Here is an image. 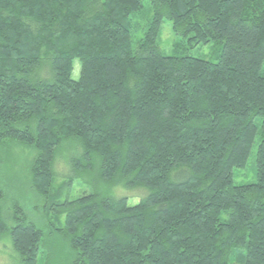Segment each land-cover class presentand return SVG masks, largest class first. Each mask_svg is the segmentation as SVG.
<instances>
[{
  "label": "trees",
  "instance_id": "obj_1",
  "mask_svg": "<svg viewBox=\"0 0 264 264\" xmlns=\"http://www.w3.org/2000/svg\"><path fill=\"white\" fill-rule=\"evenodd\" d=\"M164 20L220 44L216 61L165 55ZM256 141L255 181L234 184ZM13 147L32 152L27 185L55 218L35 224L17 197L5 217L0 185L16 264H56L58 244L61 264H264V0H0V148ZM95 163L116 196L69 198Z\"/></svg>",
  "mask_w": 264,
  "mask_h": 264
},
{
  "label": "rangeland",
  "instance_id": "obj_2",
  "mask_svg": "<svg viewBox=\"0 0 264 264\" xmlns=\"http://www.w3.org/2000/svg\"><path fill=\"white\" fill-rule=\"evenodd\" d=\"M149 13L147 7L144 8L142 13V18H136L135 23L138 26V30L133 33V41L141 36L142 27L145 24L146 18L145 15ZM149 16V15H148ZM140 27V29H139ZM157 44L165 55L169 56H181L189 55L193 57H200L205 60L212 62L216 61V57L219 53L221 47L220 44H216L213 41H208L206 43H198L190 45L187 42L186 38L177 36L174 34L171 28V21L164 20L162 22ZM71 76L73 79H77L79 76V63L77 60L73 63V69ZM257 148V141L251 148V152L247 161L242 168L233 169V182L234 184H249L255 181V152ZM62 153H68V146L65 144L62 148ZM32 152L29 150H21L20 148L13 147L11 149L0 148V185H6L7 190L9 191L10 198H7L8 201L3 203V211L5 217L11 214L12 205L9 200L12 197H17L21 203V207L24 210L26 217L29 220H32L35 224L41 226L50 219H55L50 217L46 213L44 199L37 193H34L33 190L27 185V176H28V163ZM96 163L94 164L93 169L90 172L78 173L72 179V184L69 189L68 197L75 198L80 193L97 191L100 194H110L116 196V188L108 187L105 182L100 180L96 172ZM55 173L57 179L55 184L61 182L63 176L67 172V165L62 160H56L54 165ZM126 192L130 191L129 189H124ZM121 192V191H120ZM63 193V192H62ZM126 194L125 192H121ZM130 195L138 196L142 194L139 190H133ZM127 196V195H125ZM135 200L129 199L128 203H133ZM61 219V218H60ZM61 221V220H60ZM8 225L12 224V221L9 217L7 221ZM44 253V252H43ZM45 254V253H44ZM65 253L61 248V244H58V253L56 257V264H61L60 261L64 257ZM20 260L19 255L14 251L11 240L8 236H0V264H16ZM37 264H41V260H38ZM230 264H237L232 262Z\"/></svg>",
  "mask_w": 264,
  "mask_h": 264
}]
</instances>
